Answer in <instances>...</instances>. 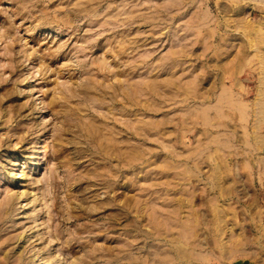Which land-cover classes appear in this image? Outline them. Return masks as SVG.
I'll list each match as a JSON object with an SVG mask.
<instances>
[{
  "label": "rangeland",
  "instance_id": "obj_1",
  "mask_svg": "<svg viewBox=\"0 0 264 264\" xmlns=\"http://www.w3.org/2000/svg\"><path fill=\"white\" fill-rule=\"evenodd\" d=\"M260 102L264 0H0V264H264Z\"/></svg>",
  "mask_w": 264,
  "mask_h": 264
},
{
  "label": "bare ground",
  "instance_id": "obj_2",
  "mask_svg": "<svg viewBox=\"0 0 264 264\" xmlns=\"http://www.w3.org/2000/svg\"><path fill=\"white\" fill-rule=\"evenodd\" d=\"M260 107H261V111H262V114H264V103H261L260 102ZM258 108V107H257ZM259 119V118H257ZM263 122V121H262ZM185 236V235H184ZM192 236V235H191Z\"/></svg>",
  "mask_w": 264,
  "mask_h": 264
}]
</instances>
